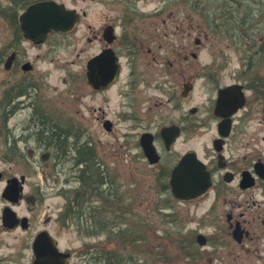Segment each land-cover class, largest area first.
Instances as JSON below:
<instances>
[{"label":"flooded vegetation","instance_id":"flooded-vegetation-1","mask_svg":"<svg viewBox=\"0 0 264 264\" xmlns=\"http://www.w3.org/2000/svg\"><path fill=\"white\" fill-rule=\"evenodd\" d=\"M89 1L96 5L92 13L90 7L80 8V0H10L7 4L14 9L10 15H15L20 36L16 47L1 61L5 67L8 58L14 56L7 72L22 70L28 74L24 71L28 64L35 69L27 59V49L21 48L23 43L37 49L49 45L59 52L64 43L70 46V40L78 33V62L66 63L78 64L76 79L86 88L77 94V107L71 113L76 124L61 123L60 117L49 112L53 110L50 105L41 110L29 95L32 85L21 86L9 93L11 98H3L9 117L24 107L31 110L20 141L29 145L34 138L25 159L40 180L29 183V190L23 191L16 206L18 215L28 218L29 227L25 231L44 216L43 228L35 233L29 245L33 254L31 264L37 256L36 239L44 232L50 237V245L69 253V248L61 245V237L48 228L50 224H56L59 231L73 227L78 233L92 232L95 236L101 226L103 235L109 233L110 237L118 162L125 160L130 186L140 195L147 193L140 178L147 179L150 170L161 192L174 199L172 177L186 158L199 159L211 176V186L205 195L189 202L204 208V212L201 222L191 230L193 250L186 258L204 260L207 264H264V176L260 174L264 158L255 146L246 149L243 137L247 133L239 128L254 113L255 105L261 104L264 95L260 79L249 74L255 68L254 63L247 67L240 65L236 71L215 63L204 65L205 75L200 76L204 82L198 87L195 70L196 46L201 45V40L195 38L198 0H155L157 4L150 11L146 7L152 0ZM41 2L75 9L79 20L69 33L53 32L44 44L36 45L24 39L19 19L28 7ZM182 6L187 15L184 19L176 15ZM16 7H23L24 11L20 13ZM171 19L173 31L167 25ZM185 23L188 26H182ZM215 32L217 35L218 31ZM179 33L185 37V43L177 45L169 42L170 38L168 42L165 40L171 34L180 37ZM192 42L196 45L193 48ZM67 78L73 80L72 76ZM69 81L65 79L66 83ZM116 94L119 109L113 107ZM222 96L223 103H219ZM68 98H61L62 118L71 109L72 100ZM198 98L203 100L198 103ZM84 110L98 122L107 139H90L89 136L98 135L97 131L91 133L90 119ZM116 118L127 123L120 144L110 139L115 136ZM200 132L206 142L198 150L196 140ZM18 150L16 143L8 144V151L15 154ZM19 151L14 160L21 158ZM3 160L0 154L1 163ZM1 175L0 180L6 184L16 176L4 171ZM88 176H93V186L86 183ZM19 177L26 179V187L28 177ZM52 197L64 200L56 216H52L51 206L44 213L42 209ZM6 206L9 203L5 202ZM72 258L66 264H71Z\"/></svg>","mask_w":264,"mask_h":264},{"label":"rangeland","instance_id":"rangeland-1","mask_svg":"<svg viewBox=\"0 0 264 264\" xmlns=\"http://www.w3.org/2000/svg\"><path fill=\"white\" fill-rule=\"evenodd\" d=\"M9 1L0 0V154L4 159L1 164V171L17 177L27 176L26 192L29 190V183L34 184L40 180L38 175L34 174L30 163L25 159L29 147L35 143L34 138H31L29 145L20 141L23 134L22 129L28 121L27 118L31 115V110L24 107L16 115L9 117L7 115L8 107L5 106L3 98H11L12 94L9 93L21 86H23L22 88H29V85H32L28 90L29 95H32L33 102L39 103L38 106L42 108L41 110L45 108V105H50L49 109L53 110L49 112L60 117L61 123L72 122L76 124V117L72 115L77 107L76 97L80 90H86V88L84 85H80L79 79H76L78 64L66 63V61L78 62L76 51L78 33L73 37L74 39L71 38L72 44L67 46L64 43L65 45H62L59 52H54L49 45L37 49L29 43H23L21 48L27 49V59L35 65V69L28 74L22 70L19 72L5 71L4 63H1L3 56L11 53L20 38L10 19V14L13 13L14 9L7 5ZM68 2L71 4L70 1ZM156 4L155 0L147 2V10H152ZM79 5L80 8L90 7L91 13L96 7L89 0L86 2L80 0ZM182 7L178 8L179 10L176 12L180 19L187 16L184 13L185 7ZM1 8L5 10L4 13L1 12ZM175 9L177 8L175 7ZM15 10L22 13L24 8L16 7ZM171 10L174 11V8ZM92 16L94 15L92 14ZM195 18L197 27L195 38L201 40L199 47L193 42L191 43L192 48L196 46V53L198 54L195 63V70L198 75L197 86L202 87L203 85L204 78L200 76L205 75L202 69L204 65L215 63L229 66L227 69L236 71L240 65L249 66L254 63L255 68L250 69L249 74L259 78L261 81L259 87H264V0H198ZM244 19H247L248 23L244 25V28L236 27L239 32L235 33L234 26H241ZM171 21L172 19L167 22L169 31H173L175 27ZM208 21H212V26H222L218 29L215 28L220 34H215L216 30L210 27ZM184 25L188 26L187 23L182 26ZM179 35L180 37L171 34L165 40L168 42L170 38L169 42L177 45L185 43V37L180 33ZM48 48L50 50H47ZM169 58L172 56L170 55ZM68 76H72L73 80L69 81ZM65 79L69 82L66 83ZM67 90L70 91L64 94ZM62 97H69L68 99L72 100L71 109L67 112V117L63 118L59 115V113H64L62 109H59ZM45 99L47 101L42 103ZM200 100L203 99L198 98L196 101L199 103ZM119 101L120 99L116 94L113 100L115 106L113 107L119 109ZM86 102L92 105L90 99H86ZM260 103L255 105L254 113L245 120L244 124L239 125V128L244 129L247 133L243 137V144L246 145V149L255 146L264 158V95H261ZM84 111L87 118L90 119L91 133L97 131L98 135L97 137L89 136L90 139H107V134L102 131L103 129L101 130L98 122L91 119L90 113ZM115 124V136L110 139L116 144H120L124 140L122 135L127 130V123L123 119L116 118ZM200 134L196 140L198 150L206 142L203 132ZM15 143L20 149L18 151L21 153V158L14 160V155L19 157L18 151L15 154L8 151V144L15 145ZM124 161L118 162L116 167V177L119 180L114 185L116 188V208L109 221L112 227L110 237L108 236L109 233L103 235L104 228L101 226L95 232L98 233L95 236L92 232L79 231L78 233L77 228L73 227L66 231H59L56 224L48 225L51 231L61 237V245L75 252L71 264H101L97 258L101 256L102 251H104L102 254L109 251L110 257L116 260L122 250L128 259V264H207L204 260L198 259L197 262L192 258H186L193 250L192 242L194 239L192 241L191 230L195 229L197 224L201 222L204 208L179 202L171 199L168 194H163L160 186L156 185L155 178L151 176L150 170L147 179L140 178L144 181L142 188L146 190L147 187V193L140 195L135 190L136 188L130 186L127 175L129 172ZM5 186L6 182L0 180V264H31L33 254L30 242L35 233L43 228L44 216L38 217L29 231L22 229L9 231L4 228L2 226V211L5 202L1 195ZM131 190H133V194ZM63 205L64 200L62 198L52 197L44 203L43 213L48 206H51L54 212L52 216H56ZM16 210L18 211V209ZM105 219L108 220L109 218L106 217ZM203 226L204 224H202ZM92 234L94 235L92 236ZM76 252L78 253L76 254Z\"/></svg>","mask_w":264,"mask_h":264},{"label":"water","instance_id":"water-1","mask_svg":"<svg viewBox=\"0 0 264 264\" xmlns=\"http://www.w3.org/2000/svg\"><path fill=\"white\" fill-rule=\"evenodd\" d=\"M77 19L78 16L74 11L66 10L53 3H39L29 7L21 16V28L26 38L34 39L38 36L43 41L52 31H69ZM10 65L11 59L7 67H10ZM90 80L92 82V73H90ZM263 166H260V174L262 176H264ZM209 186L210 175L206 171L205 166L199 161L191 165L186 162L182 163L175 171L172 180L173 193L180 200L197 198L204 194ZM21 190L22 186L19 179L14 178L9 181V186L4 193V197L17 202ZM3 221L4 225L10 229L19 224L16 213L10 208L5 209ZM35 251L37 253L35 264H61L57 255L53 252V247L48 244L46 235L38 237Z\"/></svg>","mask_w":264,"mask_h":264},{"label":"trees","instance_id":"trees-1","mask_svg":"<svg viewBox=\"0 0 264 264\" xmlns=\"http://www.w3.org/2000/svg\"><path fill=\"white\" fill-rule=\"evenodd\" d=\"M246 10V9H245ZM15 15H11L10 16V19L12 20V23H13V27L15 28V31H16V33L17 34H19V30H18V25H17V21L15 20ZM11 23V24H12ZM248 23V20L247 19H244L243 20V22H241V26L239 25V26H234V32L235 33H238L239 32V29L238 28H244L245 26L244 25H246ZM210 26L211 27H213L214 29L215 28H217L218 29V27H222V26H212L211 24H210ZM236 27H238V28H236ZM227 33H228V31H226ZM219 34H220V32H218ZM236 38V37H235ZM245 38V37H244ZM93 181H94V179H93V176H88V180L86 181V183L87 184H91L92 186H93ZM92 193H93V191H92ZM104 251H102L100 254H101V256H99V258H97L98 260H99V262L101 263V264H128L129 262H128V259H126L127 257H125L124 256V252H123V250L121 251V253L117 256V258H116V260H113L112 259V257H110L111 256V254H110V252L109 251H106L104 254H102ZM136 264H138V263H136Z\"/></svg>","mask_w":264,"mask_h":264}]
</instances>
